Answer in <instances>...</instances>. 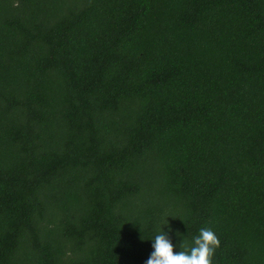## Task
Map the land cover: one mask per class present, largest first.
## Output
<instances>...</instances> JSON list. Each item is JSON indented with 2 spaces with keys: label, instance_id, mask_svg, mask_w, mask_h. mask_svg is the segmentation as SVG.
<instances>
[{
  "label": "trees",
  "instance_id": "obj_1",
  "mask_svg": "<svg viewBox=\"0 0 264 264\" xmlns=\"http://www.w3.org/2000/svg\"><path fill=\"white\" fill-rule=\"evenodd\" d=\"M201 228L264 264V0H0V264Z\"/></svg>",
  "mask_w": 264,
  "mask_h": 264
},
{
  "label": "clouds",
  "instance_id": "obj_2",
  "mask_svg": "<svg viewBox=\"0 0 264 264\" xmlns=\"http://www.w3.org/2000/svg\"><path fill=\"white\" fill-rule=\"evenodd\" d=\"M219 246L220 241L216 233L211 228H201L190 248L174 252V245L168 233L161 230L153 240L154 251L146 264H212L215 250Z\"/></svg>",
  "mask_w": 264,
  "mask_h": 264
}]
</instances>
